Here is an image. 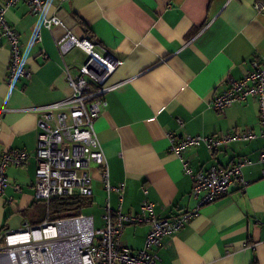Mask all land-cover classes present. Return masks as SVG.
I'll return each mask as SVG.
<instances>
[{"label": "crops", "instance_id": "1", "mask_svg": "<svg viewBox=\"0 0 264 264\" xmlns=\"http://www.w3.org/2000/svg\"><path fill=\"white\" fill-rule=\"evenodd\" d=\"M44 1L41 14L31 13L25 0L6 12L8 23L19 33L30 79L7 83L10 51L0 35V109H5L0 111V155L5 149L29 152L24 166L6 169L9 184L0 196V233L46 218L45 203L33 198L38 114L30 107L68 95L66 67L78 73L86 54L74 48L61 55L56 40L66 31L77 38L88 33L96 45L121 59L107 81L115 87L105 95L106 105L94 126L110 183H124L123 213L136 214L148 201L157 216L174 218L196 205L192 179L180 158L169 152L167 132L210 136L249 129L256 135L221 145L213 156L204 144L183 151L193 171L246 157V184L232 182L225 195L202 205L197 216L162 238L155 264H264V161L259 160L264 138L257 101H236L223 115L211 104L227 78L241 79L251 61L264 59V8H255L264 0ZM53 15L62 23L49 30L42 24L43 16ZM34 32L40 40L33 41ZM89 168L92 195L85 197V207L101 200L97 224L91 213L100 227L106 202L101 167L91 163ZM9 196L16 201L5 202ZM109 205H119L115 191L109 193ZM146 229V224L125 225L121 242L141 249Z\"/></svg>", "mask_w": 264, "mask_h": 264}, {"label": "built area", "instance_id": "2", "mask_svg": "<svg viewBox=\"0 0 264 264\" xmlns=\"http://www.w3.org/2000/svg\"><path fill=\"white\" fill-rule=\"evenodd\" d=\"M20 0H4L0 3V35L7 40L10 61L6 81L12 85L16 79H30L31 73L21 56L19 33L8 23L6 12ZM29 11L41 14L44 0H25ZM255 8H264L263 2H256ZM56 16H43V26L52 29L60 25ZM40 40L39 32L33 33V41ZM61 55L74 48L86 54V60L79 66L78 73H71L66 67V84L70 92L60 100L49 104L32 106L38 114L36 169L33 181L34 200L46 205V218L37 225L25 223L24 227L5 230L0 233V264H155L158 255L155 249L162 238L173 235L190 219L197 216L202 205L210 203L227 193L234 181L245 185L242 167L249 163L246 157L239 158L227 166L212 164L205 171H193L182 153L188 147L204 144L213 156L217 147L236 141L255 138L252 130L230 131L217 135L201 136L172 131L166 133L169 152L183 162V171L192 179L191 195L196 205L174 218L159 217L153 211V204L143 201L136 214L121 211L124 183L112 185L109 181L108 163L98 141L95 120L106 105L105 95L115 85L107 83L109 77L121 64V59L105 51L88 37L77 38L66 31L56 40ZM225 88L212 99V107L223 115L234 102L249 97L256 99L261 125L260 135L264 138V59L251 61V67L241 79L227 78ZM5 109H0L4 111ZM29 152L21 149H5L0 155V196L5 195L9 165L24 166ZM264 161V152L260 153ZM101 167L100 182L106 195L103 224L96 227L91 214L79 213L73 216L51 219L49 202L54 197L92 195L90 164ZM15 192L18 184L12 185ZM115 191L119 205L112 209L109 193ZM14 203L13 196L4 199ZM146 224L143 247L133 250L121 242L125 225Z\"/></svg>", "mask_w": 264, "mask_h": 264}, {"label": "trees", "instance_id": "3", "mask_svg": "<svg viewBox=\"0 0 264 264\" xmlns=\"http://www.w3.org/2000/svg\"><path fill=\"white\" fill-rule=\"evenodd\" d=\"M87 32V31H86ZM89 39L93 41V37L86 34ZM87 204L85 197L80 195H73L70 197H54L49 202V208L52 207L53 217L51 219L58 217L73 216L80 213L82 207Z\"/></svg>", "mask_w": 264, "mask_h": 264}, {"label": "rangeland", "instance_id": "4", "mask_svg": "<svg viewBox=\"0 0 264 264\" xmlns=\"http://www.w3.org/2000/svg\"><path fill=\"white\" fill-rule=\"evenodd\" d=\"M98 200V203L97 204H95V203H93V204H91L89 207H85L84 206V209L82 210V212H81V210H80V213H87V214H91V213H93V214H95V221H96V224L98 223V217H97V213H98V211L100 210V208L99 207H101L100 206V204H101V200L98 198L97 199ZM93 205V206H92ZM46 208L44 209V211L42 212L43 213V217L46 215ZM49 212H50V217H53V214H52V207L50 206V208H49Z\"/></svg>", "mask_w": 264, "mask_h": 264}]
</instances>
